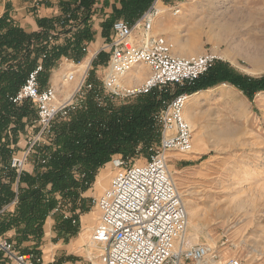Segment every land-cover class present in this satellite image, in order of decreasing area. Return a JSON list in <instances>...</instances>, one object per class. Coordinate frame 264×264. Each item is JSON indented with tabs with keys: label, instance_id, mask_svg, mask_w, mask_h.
Wrapping results in <instances>:
<instances>
[{
	"label": "rangeland",
	"instance_id": "rangeland-1",
	"mask_svg": "<svg viewBox=\"0 0 264 264\" xmlns=\"http://www.w3.org/2000/svg\"><path fill=\"white\" fill-rule=\"evenodd\" d=\"M6 1L0 0V5ZM12 1L16 4L11 5V14L18 11H14L15 8H23L22 14L25 11L28 13L29 7L24 4L25 0ZM161 1H167L172 10L178 8L180 12L173 15L172 10L162 7ZM160 2L158 5L163 11L153 24L152 34L164 36L174 55L193 57L212 51L217 56L212 67L217 66L252 80L264 77V0ZM114 7L120 8L115 0L106 19L110 24ZM116 20L124 21L123 18ZM98 26H103V32L108 34L105 40L99 39L98 46L102 49L94 59L90 60L91 55H87L76 65L68 59L59 60L51 75H47L60 101L67 99L76 86L81 75L78 67L84 60H89L86 68L88 80L96 87L101 86L113 33L109 24L98 23ZM87 47L88 44L83 46V53H87ZM137 70L142 73L141 76L134 74ZM70 73L73 74L70 81L68 79L64 82L63 75L67 77ZM148 75L149 68L140 64L123 83L137 86ZM178 88L172 86L149 93L155 94L158 104V110L151 114L154 134L159 130L156 115L179 91ZM139 97L114 98L110 103L116 107L125 106L136 102ZM87 99L88 96L77 108L78 111L84 109ZM189 103L185 107V120L193 135L192 152H170L167 157L168 169L187 212L186 238L192 245H208L224 256L237 257L241 264H264V90L248 97L235 86L223 82L199 90L198 107L191 110ZM30 105L35 110L33 104ZM66 120H58L56 126ZM35 121H24V130L14 142L16 145L20 140L19 147L15 150L11 148L12 154H21L26 149L28 138L38 130ZM24 134H27L25 140L20 138ZM55 136L56 130L51 139L36 146L34 153L27 157L23 172L33 174L37 160L41 162L43 158L47 159L48 155L58 149L54 144ZM158 144L149 145L147 153ZM39 148H44V151L40 152ZM115 157L130 164H143L147 158L141 143L133 155H114L97 169L87 190L77 191L76 199L65 198L60 193L46 197L53 200L54 205L43 220L39 238L19 242L17 228L11 227L15 229V235L9 240L16 244L21 253L40 256L43 264H100L102 247L97 244H94L95 248L90 246V236L99 216L91 200L107 189L117 172L118 169L112 164ZM29 166H33L34 170L26 171ZM245 175L249 176V180L241 186L238 182ZM75 176L80 180L82 175ZM2 235L0 237L4 238Z\"/></svg>",
	"mask_w": 264,
	"mask_h": 264
},
{
	"label": "built area",
	"instance_id": "built-area-1",
	"mask_svg": "<svg viewBox=\"0 0 264 264\" xmlns=\"http://www.w3.org/2000/svg\"><path fill=\"white\" fill-rule=\"evenodd\" d=\"M159 1L154 0L132 25L123 20L113 22L110 56L101 86L88 80L86 70L68 98L60 101L53 85L40 84L41 64L28 74L10 102L16 106L33 104L38 130L28 138L21 154L11 155L10 169L18 175L22 173L36 146L53 136L54 121L66 118L89 94L99 107H104L114 98L129 99L155 89L191 86L212 68L217 57L212 51L180 57L172 53L164 36L152 34L153 24L163 11ZM179 12L178 8L172 10L173 15ZM140 64L149 68V75L140 85H125L124 78ZM62 78L67 82L71 75ZM190 96L187 92L174 94L158 112L159 144L143 164L126 163L120 157L112 159L117 172L107 189L91 200L99 216L90 242L102 247L100 264H241L237 257L224 256L208 245H192L186 238L187 212L168 169L167 157L170 152H192L193 135L184 118ZM41 162L45 164L46 158ZM0 254L11 264H43L40 256L21 253L13 241L3 237Z\"/></svg>",
	"mask_w": 264,
	"mask_h": 264
},
{
	"label": "trees",
	"instance_id": "trees-1",
	"mask_svg": "<svg viewBox=\"0 0 264 264\" xmlns=\"http://www.w3.org/2000/svg\"><path fill=\"white\" fill-rule=\"evenodd\" d=\"M115 2L120 4V8L114 7L111 24L105 22V25L112 26L117 18L134 24L154 0ZM58 4L61 15L51 20L38 19L37 24L42 29L39 33H26L6 15L0 17V209L13 200L17 203V213L0 220V234L16 227L19 242L41 236L43 220L54 205L47 196L60 193L65 198L76 199L77 191L87 190L97 169L114 155H133L141 143L148 156V146L159 142L160 136L159 130L157 134L153 133L155 129L151 121L152 112L158 110L155 94L142 95L136 102L119 107L112 106L110 101L99 107L89 94L83 110L77 109L66 118L54 121L52 131L54 134L56 130L54 144L58 149L47 156L45 164L37 158L33 174L22 172L18 175L9 168L11 143L14 144L18 134L24 130V121L31 123L36 120L35 110L29 102L16 106L10 98L37 67L40 54L45 55L38 78L43 85L47 80L46 70L53 65V60L63 55L76 62L78 55L83 53L82 44L93 40L91 21L96 0H59ZM57 28L60 34L71 33L72 41L69 40L63 48L52 47L47 51L43 42ZM223 82L235 86L248 97L264 90V77L254 80L243 78L216 66L193 85L178 88L176 94H193ZM64 119L67 122L56 126L58 120ZM43 149L38 150L41 152ZM75 174L82 175L80 180Z\"/></svg>",
	"mask_w": 264,
	"mask_h": 264
},
{
	"label": "crops",
	"instance_id": "crops-1",
	"mask_svg": "<svg viewBox=\"0 0 264 264\" xmlns=\"http://www.w3.org/2000/svg\"><path fill=\"white\" fill-rule=\"evenodd\" d=\"M113 2L114 0H97L96 4L94 5L93 9L95 11V14L92 17L93 25L91 24L92 30H94L95 32L94 39L90 43L85 42L82 44V47L88 44L87 53H82L78 55V59L76 62L73 61L72 59H68L66 56L61 55L58 59L52 61L53 65L50 66L49 69L46 70L47 75L48 74L49 76L51 75V73L53 72V69L57 66V62L59 60L68 59L72 61V64L76 65L77 63L79 64L87 55H91L90 60L95 58V55H97L102 49L101 47L98 46L99 39L105 40L108 34V33L105 34V32H103V26L97 27V24L98 23L100 25L105 24L106 19L111 13V5L113 4ZM58 3H59V0H25L24 4L26 5L28 4V7H29L28 13H26L27 11H25V13L22 14L21 11H23V8L22 9L15 8L14 11L16 10L18 11H16L15 14H11V12L9 11L10 7L11 5L15 6L16 2L12 0H7L3 5H0V17L6 15L12 21L13 24L23 29L26 33H39L42 31V29L39 28L37 24L38 19L51 20V19H56L57 17L61 15V9ZM106 3H109V4H106ZM160 4L162 5V7H166L167 10L173 9L169 7L171 5H168L167 1L166 2L161 1ZM111 27L112 26H110V31H111ZM59 32H60V29L58 28L56 30L51 31L50 33L51 37H49L47 41L43 42V45L46 46L47 51H50L52 47L63 48L66 46V44H68L69 40L72 41L71 33L70 34H60ZM68 52L70 53V51ZM44 57L45 55L43 54H40L38 56V59H37L38 65L41 64ZM47 85L54 86L50 78H48L45 84H43L42 86H47ZM189 99H190V103L189 102L188 103L191 106V110L198 107V91L191 94ZM26 136L27 134L20 135V138L23 137V139L25 140ZM2 141L4 142V139H2ZM19 142L20 140L16 143V145L11 143L10 148L15 150L16 147H19ZM19 151L20 150H18L17 152ZM13 153H16V152H13ZM0 167H1V164H0ZM29 167L30 168L26 171L31 172L34 170L33 166H29ZM13 189L14 191L16 190L15 185ZM16 213H17V203L15 200H13L12 202L8 203L7 205L3 206L0 209V220L4 218L5 219L10 218ZM14 235H15V229L10 228L6 233H3L2 236H4V238L12 240ZM22 253H28V252H22ZM0 264H11V263H8L0 254Z\"/></svg>",
	"mask_w": 264,
	"mask_h": 264
},
{
	"label": "bare ground",
	"instance_id": "bare-ground-1",
	"mask_svg": "<svg viewBox=\"0 0 264 264\" xmlns=\"http://www.w3.org/2000/svg\"><path fill=\"white\" fill-rule=\"evenodd\" d=\"M88 64H89V60L87 59V60H84V62H82L80 65H79V67H78V72H80L81 74L83 73V72H85V70H86V68H88ZM137 67V66H136ZM135 67V68H136ZM130 74V73H129ZM129 74L124 78V80L123 81H127V79L128 78H130L129 77ZM135 75H137V76H141L142 75V73L139 71V70H137V72H135L134 73ZM70 75L72 76L73 74L72 73H70ZM190 100V99H189ZM189 102V101H188ZM187 102V103H188ZM187 105V104H186ZM184 118H185V110H184ZM249 180V176H247V175H245V176H243L242 177V179L238 182V184L239 185H243V184H245V182H247ZM189 243H191L190 241H189ZM90 246H92V248H95V245L92 243V242H90ZM97 249V248H96ZM99 249V248H98ZM100 250V249H99Z\"/></svg>",
	"mask_w": 264,
	"mask_h": 264
}]
</instances>
